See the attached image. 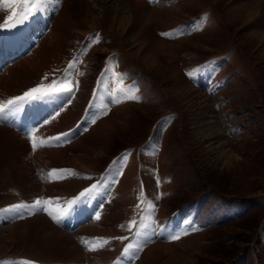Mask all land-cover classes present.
I'll list each match as a JSON object with an SVG mask.
<instances>
[{"label":"rangeland","instance_id":"obj_1","mask_svg":"<svg viewBox=\"0 0 264 264\" xmlns=\"http://www.w3.org/2000/svg\"><path fill=\"white\" fill-rule=\"evenodd\" d=\"M144 1L155 8L153 12L175 9L172 27L154 19L140 29L143 52L153 53L156 60L146 63L148 71L126 56L117 37L102 29H84L67 10V0H61L50 13L52 29H60L46 43L49 67L40 69L38 82L25 91L39 87L38 92L67 93L63 90L71 87L74 98L70 96L64 108L75 105V98L81 103L83 95L89 96L87 105L83 103L79 110L76 122L80 125L71 130L75 136L63 143L69 147L78 142V153L71 155L77 167L60 178L48 177L44 167L52 170L55 163L46 159L44 147L58 151L60 144L38 134L41 139L35 140L36 149L28 145L35 155L32 172L19 173L28 174L29 180L22 186L8 169L0 172V229L44 218L69 235L81 255L74 258L80 260L70 261L50 251L55 260L46 262V252L31 246L15 250L17 241L13 240L0 252V264H160L157 258H146L154 244L173 248L166 264H264V11L250 16L248 4L253 0ZM44 7L49 8L50 3ZM37 11L30 0L26 5L25 0H0V36L14 24L24 28L35 15L40 17ZM178 29L181 32L174 36ZM154 40L170 43L173 54L151 49ZM38 42H27L37 49L35 58L40 54ZM29 53L25 50L19 57ZM70 63L76 65L69 70L71 75L79 77L72 76L69 82L64 75ZM211 66L215 81L210 86L193 81ZM130 81L132 92L125 87ZM121 87L129 102L117 92ZM116 94L119 102L114 104L109 96ZM131 94L138 99L128 98ZM102 95L105 97L95 98ZM7 102L0 99V106ZM122 105L128 108L121 110ZM92 110L98 113L91 114ZM86 114L89 122L84 126L79 119ZM82 137L89 143L85 137H98L94 140L99 150L83 147ZM4 148L0 145L7 153ZM105 176L108 193L103 186L92 192L93 185ZM56 184L64 186L49 196ZM202 201L201 216L195 223L200 227L188 231L186 238L170 243L154 237L137 246L135 228L149 204L154 207H148L151 212L145 225L149 226L142 234L157 232L158 223L163 222H172L176 228L180 223L174 224L175 220L182 219L177 210ZM96 202L103 206L99 218L89 214ZM164 217L170 218L159 220ZM165 224L158 228L165 229ZM160 231L169 236L168 231ZM1 234L6 237L9 231ZM128 245L132 248L124 254Z\"/></svg>","mask_w":264,"mask_h":264},{"label":"bare ground","instance_id":"obj_2","mask_svg":"<svg viewBox=\"0 0 264 264\" xmlns=\"http://www.w3.org/2000/svg\"><path fill=\"white\" fill-rule=\"evenodd\" d=\"M30 1L31 2L33 1L35 6H37V9H38L37 14L40 17H36L35 15L34 19H31L28 22V24L25 25L24 28L18 27L16 26V24H14L10 27L11 30L6 31L7 33L6 32L2 33L0 36V52L6 53L9 49L14 50L15 48L22 49V46H24L25 42L27 41H33V43H36L38 36L40 34H43L46 30L41 29L40 26L35 25V24L37 23L38 20H44L47 23L49 20L50 13L54 12L55 11L54 9L62 3L61 0H54V2H50V7L49 8L47 7V9H45L44 7L45 4H43L44 5L43 6L41 4V0H30ZM66 7H67V10L70 11L72 16L79 23H81L84 29H88L90 32L96 29H102L103 31L108 32L109 34L117 37L119 41L121 40L120 44L122 43L124 45L123 51L125 52L126 56L130 57L131 59L132 58L136 59L140 64H143L145 66L147 71L150 69L146 63L150 62L152 64H155L156 60L153 57L154 55H152L153 53L151 52L148 53L147 50H146L147 52L145 51L146 53L143 52L144 43L142 44V39L138 38V36L141 35L140 29L144 26L146 22H150L151 20H154V19H157V20L160 19V21H163L161 23H163L164 27L170 28L174 25L172 20L174 18L175 9H172V8L168 10L158 9V10H154L157 12H153V9L155 8L154 7L150 8L144 0H67ZM244 11H245V8H244ZM248 11L250 13V16L252 14L255 15L261 11H264V0H253L252 2H250L248 4ZM31 26H33V28H31ZM31 29H32V37L30 36V39H28L29 37L28 35ZM59 29L60 28L56 26L54 29H52L51 27L50 31H47L45 35L40 36V39L42 37L43 38L40 41V44H41V47L39 48L40 54L36 58L34 56L37 53V49L35 50L30 47V50H26V47H27L26 45L25 46L26 53H28V51L30 53L27 56L23 55L21 58L19 56H17L19 58L15 57L17 59L13 60L14 62L12 64L8 63L7 69L3 71V72L5 71L6 72L0 76V99L4 101H8V102L14 101L13 104H9L7 102L4 105L0 106V108L4 109V112L0 114L2 115V118H0V123H3V125L0 124V145L5 147L4 149L8 150V152L5 153V152H2V150L0 149V172H3L5 169H8L11 172V175L13 179L15 180V182L21 184L22 186L25 182L29 180V178H28V174L21 173L22 174L21 175L19 173L20 171L21 172L25 171V169L28 170L29 172H32V167L30 165L31 163L34 162L35 155L32 154L30 148L33 150V147H32L33 142H35L36 139L37 140L41 139L38 136V134L41 135L44 139L53 138L52 140L55 143L54 145L60 144L58 151H56V148L55 149L51 148L49 150V149H46V147H44L45 153H46V159H48L51 163H55V166H53L52 170L50 169V167H44V171L45 173H48L47 175L48 177L52 176L53 179L60 178L62 177L63 174L69 173L73 171V169L76 170L74 166L77 167L75 165L76 164L75 161L73 160L71 161L72 159L71 155L78 153V148H76L75 146V144L78 142L71 144L69 147H67L63 143L67 142V140H69L70 138L72 139V137L75 136V135H72L73 133H71V130L73 129L76 130L78 128V125H80L76 122L79 117V110L81 109L83 103L86 104L87 102L86 100L89 96L83 95L81 103L79 102L77 103L76 102L77 98H75L74 100L75 105L71 104L69 106H66V108H64L63 105L65 102L70 100L72 97L74 98L73 93L62 94V95L57 96L58 98L56 96L46 98L44 97L45 94L43 92H40V93L35 92L33 93L31 97L25 96V93H27V91L25 90H27V88L33 86L36 82H38L37 80L38 76L41 74L40 69H46L49 67L47 65L49 55L46 53L48 52L49 46L46 45V43L49 41V39L52 37L53 34L59 33ZM135 30H136V33H135L136 37H131L132 34L130 33ZM129 38L131 39L134 38L135 39L133 40L134 42H130ZM153 43H152V47L150 46V48L153 50H156V52H159L162 54L172 53L170 51V48H171L170 43L161 41V40H154ZM38 44L39 42L37 43V45ZM22 53L23 51L20 54ZM42 53H43V56H42ZM19 96L23 97V99H18L20 98ZM79 97H81V95ZM100 97H105V96L102 95V96H97L95 98H100ZM109 97H113L115 101H117V94L115 96H109ZM172 98L176 102V99H175L176 97L174 95H172ZM96 101L98 102V99H96ZM206 101L207 100H204V102ZM109 103H112V102H109ZM46 105H49L47 109H45L44 107ZM23 106H25L23 108L25 109L24 111L25 120L23 123L19 124L17 122V119L14 118L13 112L16 109H20ZM88 108L84 110L83 115L87 113ZM94 108L98 110L97 107H94ZM127 108L128 107L126 105H122L120 109L125 110ZM96 110H92L91 114L98 113L99 110L98 111ZM57 112H59V115L55 117V114ZM43 117H46L44 119L45 122H43L41 126L36 128L35 125L37 121H39ZM53 117L55 118L53 119ZM88 117L89 115L86 114L84 118H80L79 119L80 123L85 126L89 122ZM20 129H22L28 134L27 137H24L23 134L18 133V130ZM68 129H70V132H68L69 135L67 136L60 135L62 133H66ZM35 133L37 134L35 135ZM94 133L96 134V132ZM57 136L60 137L59 140L54 139ZM98 137H92L93 141H92V138L85 137L87 140H90V143L82 137L81 140L83 141L85 140V141L83 142V145H82V142L81 143L79 142V143L80 145H82L83 147L87 149H93L96 151L97 149L99 150V145H98L99 143L95 141L96 138ZM28 145L30 146V148ZM78 145L79 144H77V146ZM10 153H12L11 157H10ZM107 180L108 178L106 179V176H105L101 182L102 183L101 185H103V187L107 186V182H108ZM71 184H75V183H71ZM57 185L58 184L54 185L53 188L49 191L50 193L49 196H52L55 190L57 191L62 186H64L63 184H60L58 186ZM72 190H75V189H72ZM98 204L99 203L96 202L97 206H94L92 209L94 215H96L97 217L101 214L99 213L101 207L100 205L98 206ZM177 218L180 219L181 216L178 215ZM177 222L180 223V221L176 219L174 224H176ZM163 223H166L164 225L165 229L164 228L159 229L158 227H160V224H163ZM163 223L158 224V227L156 228L158 229L157 230L158 236L167 237L168 233H161L160 231L161 229L162 231L169 232V236H168L169 238H171L172 235L174 236L176 233L174 232L176 228H173V223L172 222L171 224L169 222H163ZM5 229L9 231V234L6 237L1 234V232H3V230ZM68 236L69 235H67L66 233L52 226L50 222H48L44 218L32 219V220L27 221L26 224L17 223L9 227H6L4 229H0V252L1 251L3 252L4 249H6L7 246H9L10 241L12 242L13 240H16L17 243L14 244L15 250H20L22 249V247H25V246H31L34 248L33 250L37 248L42 253L44 252L48 253V255L44 253L45 254L44 260H46V262H48V260L50 261L55 260V258L53 259L51 256H49V254H51L50 251L57 252L58 255L60 254L61 258L64 260L70 259V261L72 260L78 261L80 259H74V258H80L81 254H79V252L75 249L76 247H74L73 245L74 244L72 242L73 240L71 241ZM173 254H174V250L173 248H171V245L154 244L146 251V258H151L152 260H154V258H157L160 264H166L170 260V258L173 256ZM109 258L110 257H107L106 259H109Z\"/></svg>","mask_w":264,"mask_h":264},{"label":"snow or ice","instance_id":"obj_3","mask_svg":"<svg viewBox=\"0 0 264 264\" xmlns=\"http://www.w3.org/2000/svg\"><path fill=\"white\" fill-rule=\"evenodd\" d=\"M50 2H54V0H41V4H42V5H43V4L50 3ZM26 4H27V0H25V5H26ZM21 11H23V8L21 9ZM164 35H167V34H164ZM74 67H75V64L70 63L69 66H68V69L65 70V75H64V80H65V81H69V78H70V76H71V74H72L69 70L72 69V68H74ZM69 82H70V81H69ZM38 91H39V88H33V89H31L29 92L25 93V96H26V97H31V96L33 95V93L38 92ZM63 91H66L67 93L70 94V93L72 92V88H71V87H67V88L64 89ZM128 98H130V99H138L137 97L134 96V94L129 95ZM18 99H23V97H20V98H18ZM112 102H113V103H117V102H119V101H115V100H114V101H112ZM8 103H9V104H13L14 101H9ZM3 112H4V109H3V108H0V114H2ZM0 118H2V115H0ZM92 122H94V121H92ZM60 135H61V136H67V135H69V133H62V134H60ZM54 139L59 140L60 137H56V138H54ZM32 147H33V150L36 149L37 146H36L35 142H33ZM100 179H101V181H102V180H103V177H101ZM93 187L95 188V187H97V186H96V185H93ZM81 195H83V193H81ZM36 203L39 204L40 202L37 201ZM149 207L152 208V207H154V206L151 205V204H149ZM41 210H42V209H41ZM21 218H22V217H21ZM97 218H99V217H97ZM53 219H55V217H53ZM171 238H172V239H178L179 236H178V235H174V236H172ZM116 239H122V238H116ZM82 243H84L85 246H87V241H82ZM131 248H132L131 245H128L127 247H125V249H124V254H127ZM92 250H94V249H92Z\"/></svg>","mask_w":264,"mask_h":264}]
</instances>
